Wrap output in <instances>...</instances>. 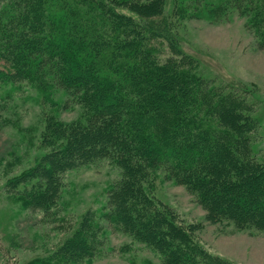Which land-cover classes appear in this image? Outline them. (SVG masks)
I'll use <instances>...</instances> for the list:
<instances>
[{
    "label": "trees",
    "instance_id": "trees-1",
    "mask_svg": "<svg viewBox=\"0 0 264 264\" xmlns=\"http://www.w3.org/2000/svg\"><path fill=\"white\" fill-rule=\"evenodd\" d=\"M226 2L264 46V0ZM221 8L205 0H0V82L49 87V78L86 113L84 122L48 118V151L8 182L22 203L51 208L64 173L107 159L121 175L99 218L164 264H232L203 249L193 224L153 195L162 169L207 220L264 230V161L253 152L246 95L202 77L169 19ZM95 214L86 211L54 252L29 264H92L107 234Z\"/></svg>",
    "mask_w": 264,
    "mask_h": 264
},
{
    "label": "rangeland",
    "instance_id": "rangeland-1",
    "mask_svg": "<svg viewBox=\"0 0 264 264\" xmlns=\"http://www.w3.org/2000/svg\"><path fill=\"white\" fill-rule=\"evenodd\" d=\"M205 1L222 11L174 14L169 17L172 33L181 49L197 59L202 77L234 95L245 93L255 124L249 135L253 152L264 161V46L231 2ZM49 80L45 79L49 87L0 82V264H29L54 252L77 227L80 216L91 210L107 231L92 264H164L145 244L99 218L108 186L121 175L109 160L64 173L57 202L49 209L26 207L17 195L19 187L8 183L48 151L43 145L48 118L85 121L86 113L76 98ZM157 172L153 195L182 225L193 224L192 237L203 249L232 264H264V230L207 220L204 208L185 186L167 178L162 169Z\"/></svg>",
    "mask_w": 264,
    "mask_h": 264
}]
</instances>
